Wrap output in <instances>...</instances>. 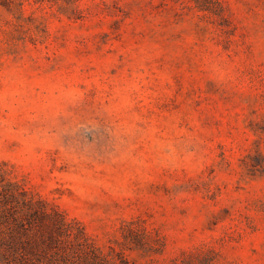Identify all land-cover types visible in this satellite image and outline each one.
<instances>
[{"label": "rangeland", "instance_id": "374dc122", "mask_svg": "<svg viewBox=\"0 0 264 264\" xmlns=\"http://www.w3.org/2000/svg\"><path fill=\"white\" fill-rule=\"evenodd\" d=\"M0 176L135 264H264V0H0Z\"/></svg>", "mask_w": 264, "mask_h": 264}, {"label": "trees", "instance_id": "16d2710c", "mask_svg": "<svg viewBox=\"0 0 264 264\" xmlns=\"http://www.w3.org/2000/svg\"><path fill=\"white\" fill-rule=\"evenodd\" d=\"M118 242V241H117ZM0 264H135L23 183L0 176Z\"/></svg>", "mask_w": 264, "mask_h": 264}]
</instances>
